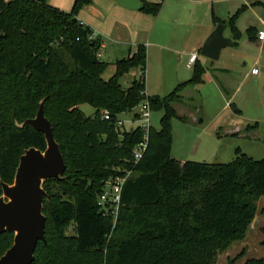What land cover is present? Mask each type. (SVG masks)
I'll use <instances>...</instances> for the list:
<instances>
[{"label":"trees","instance_id":"trees-1","mask_svg":"<svg viewBox=\"0 0 264 264\" xmlns=\"http://www.w3.org/2000/svg\"><path fill=\"white\" fill-rule=\"evenodd\" d=\"M141 2L142 12L159 14L162 3ZM90 4L74 0L72 10L64 11L50 0H0V196L2 183H13L25 150L47 148L43 133L18 126L36 117L41 102L67 166L64 180L43 185L46 241L38 242L32 264H215L219 253L246 238L255 220L264 196V159L240 149L224 164L173 158L171 121L187 119L175 105L186 102L187 88L204 83L205 67L196 64L192 78L168 96H147L148 52L140 44L104 80L110 64L99 55L102 38H91L93 30L78 18ZM236 17L228 23L214 19L230 28L235 46ZM248 32L255 37L254 28ZM135 69L142 76L125 90L121 79ZM146 99L152 111L164 115L134 165L132 148L142 134L137 129L121 136L115 122ZM84 104L95 109L94 115L80 109ZM105 109L111 121L102 119ZM252 127L257 123L247 130ZM119 168L133 169V175L124 185L114 226L101 213L98 195L102 182ZM71 225L74 234L68 235ZM13 243L12 232L0 234V258ZM243 264H264V259Z\"/></svg>","mask_w":264,"mask_h":264},{"label":"rangeland","instance_id":"rangeland-1","mask_svg":"<svg viewBox=\"0 0 264 264\" xmlns=\"http://www.w3.org/2000/svg\"><path fill=\"white\" fill-rule=\"evenodd\" d=\"M104 1L106 0L102 2L92 0V4L88 5L90 7L86 6L88 8L84 7L79 12L80 21L90 26L91 21H96L95 10L100 6L105 7ZM210 9L226 23L237 15L236 26L240 36L236 40V46L226 47L218 60L207 62L205 83L196 88H189V98L186 97L189 100L182 105H175L178 115H185L187 119L182 121L173 118L171 121L172 157L183 161L224 164L232 162L236 157V150L240 149L253 159L262 160L264 159V42H259L256 34L264 29V0H213ZM148 17L150 21H155L152 16ZM103 28H106L105 24ZM250 28L256 30L255 37L249 34ZM230 36L233 38L230 28L227 27L224 37ZM109 37L102 35V40L109 47L103 60L110 64L102 76L104 80H109L116 72L113 56L117 53L115 51L117 46L112 44ZM65 60L72 63L68 55ZM176 67L173 62L170 68L162 72L156 65L153 66L151 61L148 66V95L164 98L173 92L180 84L178 82L192 78L193 72H185L184 69L177 71ZM254 69L257 70L256 74L253 73ZM177 73L183 79L179 80ZM141 76L140 69L131 71L121 79L122 87L128 89L132 82ZM80 109L87 116L95 113V109L88 104L81 105ZM236 109L240 113L236 112ZM136 112L134 109L123 113L119 119L122 121L132 119ZM163 115V110L152 111L153 129L160 130ZM195 119L199 122L195 123ZM256 123L257 127L247 130L248 126H254ZM126 128H130V125L126 124ZM226 128H237L242 131L227 136L223 134ZM257 205L259 209L257 219L250 227L246 238L234 242L227 250L219 253L215 264H231V261L242 252L244 255L235 264H243L253 258L264 259V214L261 213L264 209V196L259 199ZM67 234H74L72 225L67 229Z\"/></svg>","mask_w":264,"mask_h":264},{"label":"crops","instance_id":"crops-1","mask_svg":"<svg viewBox=\"0 0 264 264\" xmlns=\"http://www.w3.org/2000/svg\"><path fill=\"white\" fill-rule=\"evenodd\" d=\"M148 1L158 3V0ZM104 2L105 7L101 8L100 6V8L98 7L95 10L97 13L96 21H91L90 26L85 25L89 26L97 37L102 38L103 34L106 37L110 36L112 44L117 46L115 47L117 53L113 56L114 64L119 60L125 59L131 50H135L136 46L140 44L146 45L148 52L145 71L146 91L148 90V66H150L151 61L153 66L156 65L158 70L162 72L170 68L173 62L177 65V71L184 69L185 72H193L194 66L198 63L207 69V62L212 59L201 55V49L218 24L214 21V19H219L218 16L210 9V6L213 5V0H163L159 14L152 16L155 19L154 22L150 21L148 17L151 15L142 12L140 9L125 8L119 4V0H106ZM50 3L61 10L69 11L71 6L73 7L74 0H50ZM88 7L85 6V8ZM104 24L106 28H103ZM229 38L234 42L231 36ZM257 40L262 42L258 39V35ZM152 47L154 49H151ZM108 48V45L103 41L99 53L102 59L106 57ZM193 53H198V57L193 66L189 67V58ZM177 74L179 80L183 79L179 77V73ZM183 82L180 81L178 83ZM189 90L187 88L184 92L185 98H189ZM146 95L151 96L148 95V91ZM183 116L187 118V116ZM197 122H199L198 119H195V123ZM238 130L237 128H226L223 134L230 136L242 131ZM175 159L185 162L179 158ZM256 219L257 215L253 223Z\"/></svg>","mask_w":264,"mask_h":264},{"label":"water","instance_id":"water-1","mask_svg":"<svg viewBox=\"0 0 264 264\" xmlns=\"http://www.w3.org/2000/svg\"><path fill=\"white\" fill-rule=\"evenodd\" d=\"M128 9H141V0H119ZM226 24H219L201 49V55L218 60L221 51L233 47L234 42L224 37ZM32 126L45 135L47 148L44 151L31 147L25 150L12 184L2 183L0 196V234L10 231L14 243L0 258V264H32L39 241H46V217L43 201L44 183L50 179H65L67 166L60 146L54 138L50 121L45 117L43 102L35 118L21 125Z\"/></svg>","mask_w":264,"mask_h":264},{"label":"built area","instance_id":"built-area-1","mask_svg":"<svg viewBox=\"0 0 264 264\" xmlns=\"http://www.w3.org/2000/svg\"><path fill=\"white\" fill-rule=\"evenodd\" d=\"M162 1L163 0H158V3H161ZM95 37L96 35L93 33L91 38ZM258 39L262 42L264 41V29L258 32ZM197 57L198 53H193L190 56L188 62L189 67L193 66ZM253 73L256 74L257 70L254 69ZM134 109L137 112L134 114L132 119L122 121L119 119V115L116 119L115 125L121 136L124 132L134 131L137 129L141 132V140L132 148V162L134 165H137L143 159L149 147L150 132L153 128L151 123L152 108L149 100L146 99L138 104ZM101 117L106 121H111L113 119L111 113L106 109L101 110ZM126 124H129L130 128H126ZM132 175L133 169L119 168L117 174L102 182V191L98 195V205L103 216L110 217L114 226L116 225L119 216L124 185Z\"/></svg>","mask_w":264,"mask_h":264}]
</instances>
